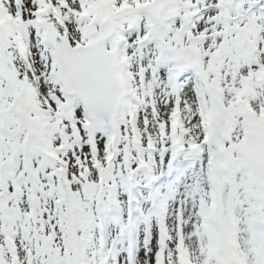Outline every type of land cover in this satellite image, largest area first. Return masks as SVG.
<instances>
[{
    "label": "snow or ice",
    "instance_id": "1",
    "mask_svg": "<svg viewBox=\"0 0 264 264\" xmlns=\"http://www.w3.org/2000/svg\"><path fill=\"white\" fill-rule=\"evenodd\" d=\"M0 264H264V0H0Z\"/></svg>",
    "mask_w": 264,
    "mask_h": 264
}]
</instances>
